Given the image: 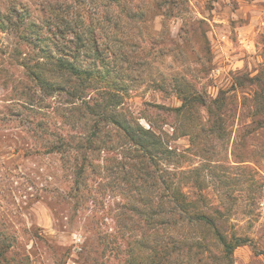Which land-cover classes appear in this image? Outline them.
I'll use <instances>...</instances> for the list:
<instances>
[{
	"label": "rangeland",
	"instance_id": "rangeland-1",
	"mask_svg": "<svg viewBox=\"0 0 264 264\" xmlns=\"http://www.w3.org/2000/svg\"><path fill=\"white\" fill-rule=\"evenodd\" d=\"M165 184L233 252L165 224ZM3 253L264 264V0H0Z\"/></svg>",
	"mask_w": 264,
	"mask_h": 264
},
{
	"label": "trees",
	"instance_id": "trees-1",
	"mask_svg": "<svg viewBox=\"0 0 264 264\" xmlns=\"http://www.w3.org/2000/svg\"><path fill=\"white\" fill-rule=\"evenodd\" d=\"M63 57V56H62ZM64 58V57H63ZM61 61V65L64 66L65 64H69L71 69L75 72H83V70L78 69L75 64L65 62L62 58H59ZM77 69H76V68ZM87 71V70H86ZM91 73L88 71V74ZM178 109V108H177ZM122 129L130 136L132 141L135 143L136 146H138L141 150H143L145 153L148 152L149 154H152V151H154L148 142V130L145 128H140V130L133 128L130 124H122ZM153 144V143H152ZM163 153L170 154L171 151H169L168 148L163 149ZM154 156L150 155V158H153ZM80 173L82 170L79 171ZM172 190L173 192L170 193L169 190ZM164 198H167V201L171 203V207L168 209V205L163 206V215L166 217L165 224H176L177 219L175 220L174 217L180 214V223L181 227H185L186 225H203L207 228H212L214 230V234L216 236V239L219 240L224 247L226 248V251L231 253L233 252V249L237 243H232L227 240L226 236L222 234L219 230V228L216 226L215 221L205 212L200 211H191L190 208L192 206V202H188L185 197H183V194L174 187H170L169 184H165V193ZM163 205V203H162ZM152 216L150 217V219ZM202 242V241H201ZM201 246V245H200ZM158 256L155 255L153 258H151V261L154 263H160L161 259L157 258ZM0 264H26L25 261L19 260L17 262H11V258L6 256V253H3L2 259H0Z\"/></svg>",
	"mask_w": 264,
	"mask_h": 264
}]
</instances>
